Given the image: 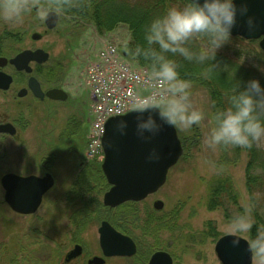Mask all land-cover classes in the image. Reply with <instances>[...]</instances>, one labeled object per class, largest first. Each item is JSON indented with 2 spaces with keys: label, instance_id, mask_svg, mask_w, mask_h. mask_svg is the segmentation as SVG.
<instances>
[{
  "label": "rangeland",
  "instance_id": "obj_1",
  "mask_svg": "<svg viewBox=\"0 0 264 264\" xmlns=\"http://www.w3.org/2000/svg\"><path fill=\"white\" fill-rule=\"evenodd\" d=\"M52 5L47 0H40L37 12L33 9L19 23L0 24L3 55L11 56L24 48L45 47L51 57L62 61L63 73L60 77L64 78L70 94L68 101L57 103L58 114L46 125L33 119L25 130L21 128L19 141L7 136L2 139L0 179L9 171L28 175L47 170L55 176L56 182L44 194L37 211L29 215L15 213L9 208L3 200L4 192L0 185V264H88L94 256H102L98 229L101 221H109L106 216L111 213L118 218L115 225L119 231L132 236L138 247L133 257L105 258V264H146L150 255L157 251L172 253L173 264H221L215 253V244L220 237L231 235L228 225L231 215L241 212L245 206H253L254 211L256 208L263 213L264 195L257 193V203L251 202L246 174L250 158L244 148L207 146L206 139L215 122L211 98L204 86L190 82L192 107L201 110L205 119L199 126L187 130L176 128L183 149L181 157L169 169L165 183L157 192L131 205L127 201L122 211L127 214L132 212L126 219L121 217L120 208L110 213L103 204V195L110 188L101 168L104 159L90 161L95 166L91 168V178L95 180L84 182L81 179H86L85 176H78L76 162L66 151L54 155L45 154L41 149L43 145L40 146L38 138L42 130H49L55 125L60 130L69 116L89 114L90 96L88 89L82 86V72L88 58L93 57L92 49L100 44L98 38H107L116 44L121 55H126V60L134 63L129 54L130 35L126 27L119 26L100 36L91 23H69L60 14L57 25L48 29L44 25V9ZM5 32L15 37L1 40ZM33 33L41 38L33 40ZM225 48L229 52L228 59L239 70L237 74H242L245 80L259 78L264 85V53L257 40L230 41L220 49L223 51ZM11 96V92L0 94V100L11 99ZM22 110L25 113L23 108L17 109L11 102H0V116L5 115L9 120L18 118ZM260 147L264 157V144ZM219 166L223 167V171H217ZM219 177L231 180L237 202L233 204L225 198V209L209 210L206 206L209 188L213 178ZM155 200L163 202L161 209L153 207ZM149 216L168 217L173 225L176 223V228L174 231L163 230L156 236L145 234L144 222ZM254 217L253 212L255 220ZM257 228L260 227L255 225L251 234L240 237L249 241L255 236ZM202 232L214 235L201 242ZM75 244L83 247L82 255L66 262V256ZM252 264L260 262L253 257Z\"/></svg>",
  "mask_w": 264,
  "mask_h": 264
},
{
  "label": "clouds",
  "instance_id": "obj_2",
  "mask_svg": "<svg viewBox=\"0 0 264 264\" xmlns=\"http://www.w3.org/2000/svg\"><path fill=\"white\" fill-rule=\"evenodd\" d=\"M81 6V0H53L44 15H60L65 9ZM40 7V0H0V24L15 25L26 14ZM249 11L247 0H186L183 6H170L154 17L144 29L145 44L137 48L150 63L151 71L146 83L152 91L136 96L131 103L135 113V134L144 141L157 136L165 126L187 130L199 126L205 119L201 110L190 102L191 84L180 74L181 58L191 64L207 66V77L220 66L216 62L217 51L233 36L238 24V14ZM248 30L255 31L259 21L253 15L246 19ZM205 39L206 46L196 48L194 42ZM227 106L214 115L215 127L206 139L209 148H248L264 144V85L259 78L237 80ZM122 117L115 125L121 135L127 133L129 122ZM147 159L159 160L160 153L153 148ZM218 172L223 167L217 168ZM253 206H245L228 220L233 245L240 243V236L251 234L255 225ZM248 250L260 264H264V229L257 228L248 241Z\"/></svg>",
  "mask_w": 264,
  "mask_h": 264
},
{
  "label": "water",
  "instance_id": "obj_3",
  "mask_svg": "<svg viewBox=\"0 0 264 264\" xmlns=\"http://www.w3.org/2000/svg\"><path fill=\"white\" fill-rule=\"evenodd\" d=\"M241 4L244 0H236ZM249 11L246 15L238 14V24L233 28V36H240L247 40H258V45L264 53V0H247ZM248 15H253L259 21L255 31H249L246 24ZM58 21V15L50 14L45 17V25L53 29ZM33 40L40 39L37 33L32 34ZM48 53L41 49L23 50L7 60L0 57V67L8 61L17 70L31 73V62L42 63L48 58ZM12 77L0 71V89L7 90ZM29 87L36 95L41 96L39 84L35 78L28 81ZM25 90L19 92L24 96ZM46 95L55 100H65L66 94L61 90L51 89ZM122 117H112L105 124L102 138L104 160L102 171L110 188L103 195V204L114 208L127 201H141L148 195L155 193L164 183L168 170L177 163L183 149L177 136L176 128L165 126L162 131L149 141L138 138L135 134V113L128 112L123 119L128 120L127 133L121 135L115 125ZM0 133L13 135L15 128L11 124L0 125ZM155 148L160 153L159 160L147 159L151 150ZM3 189V200L9 208L18 214H33L39 208L42 198L54 185L50 174L43 177L20 176L6 173L0 179ZM156 209L163 207V202H154ZM99 245L103 257L94 256L88 264H105L106 257H132L136 251V243L127 235L114 229L108 222L103 221L98 229ZM232 235L220 237L215 245V253L221 264H252L253 256L248 250V241L239 237L240 243L233 245ZM81 254V246L76 245L66 256V262L77 258ZM147 264H172V258L165 251L153 253Z\"/></svg>",
  "mask_w": 264,
  "mask_h": 264
},
{
  "label": "trees",
  "instance_id": "obj_4",
  "mask_svg": "<svg viewBox=\"0 0 264 264\" xmlns=\"http://www.w3.org/2000/svg\"><path fill=\"white\" fill-rule=\"evenodd\" d=\"M53 4V0H47ZM186 0H81V6L77 8L65 9L61 14L65 21L71 22H89L93 25L98 35H105L116 30L119 26H125L130 35L129 54L133 61L151 71L150 63L145 60L142 55H137L136 50L144 46V29L150 21L159 15H162L170 6H183ZM15 37L10 32H5L1 40H10ZM243 41L239 37H230L229 41ZM2 41L1 43H3ZM252 42V41H250ZM206 40L201 38L194 42L196 48L206 46ZM0 45V54H4ZM229 52L225 48L223 51L219 49L216 53V62L219 68L209 74L207 77L204 72L207 66L191 64L187 61L177 58L181 67L179 69L181 77L189 82H196L204 86L211 98L213 120L217 110L227 106V95L231 93L237 80L243 79L242 74L236 69L232 62L228 59ZM235 56V55H234ZM232 69H235L234 71ZM63 73L62 66H53L45 72L47 77L61 76ZM246 81V80H245ZM215 122V120H214ZM236 150L240 148H235ZM249 155L250 162L247 169V190L253 204L257 203V193L264 195V157H262V148L255 145L251 148H244ZM258 169V173L253 172ZM253 170V171H251ZM235 190L231 180L225 178H213L209 188L206 206L209 210L225 207L226 200L237 202ZM226 198V200H225ZM224 208V209H225ZM240 211L242 209H239ZM255 225L260 229H264V212H258L255 208ZM168 217L149 216L144 222V233L150 236H156L163 230L174 231L176 223L170 222ZM254 225V226H255ZM213 236L214 234H211ZM205 232L200 234L201 242L207 237Z\"/></svg>",
  "mask_w": 264,
  "mask_h": 264
},
{
  "label": "flooded vegetation",
  "instance_id": "obj_5",
  "mask_svg": "<svg viewBox=\"0 0 264 264\" xmlns=\"http://www.w3.org/2000/svg\"><path fill=\"white\" fill-rule=\"evenodd\" d=\"M34 12H37V9H34ZM60 19V16H58V21ZM45 21V19H44ZM45 25V24H44ZM32 36V35H31ZM32 38V37H31ZM41 38V37H40ZM41 49L45 51L46 53L47 50L45 47H37V48H24L19 50L18 52L14 53V55L11 56H6V55H1L0 57H4L7 60L10 58L14 57L17 55L19 52L23 50H37ZM78 49V47H77ZM75 50V49H74ZM49 55V53H48ZM62 61L59 59H56L54 57H51L50 55L48 56L47 60L42 63H37V62H31L30 67H31V73H26L25 71H19L17 70L12 64L9 63V61L3 66L0 67V71H3L4 73L10 75L12 77V82L7 90H2L0 89V94H7L8 92L12 93L11 99H6V100H0V102H11L13 105L17 106V109L23 108L25 113H19L18 118L9 120L5 115L0 116V125H5V124H11L15 128V133L13 135H10L8 133H0V145L2 142L3 137L7 136L10 138H14L19 141V133L21 128L23 130L26 129V126H30V122L33 119L38 120L41 124L46 125L47 121H49L53 116H56L58 114V110L55 106H57V103H63L69 100L70 94L67 91V84L64 81V78L57 76L54 77H47L45 75V72H47L48 69H50L53 66H61ZM33 77L36 79V81L39 84V88L41 90V96L36 95L35 92L29 87L28 81L29 79ZM55 89V90H61L66 94V99L65 100H55L46 95V92L48 90ZM21 90H25L24 96L19 97V92ZM75 102H72L74 104ZM49 118V119H48ZM48 119V120H47ZM90 116L89 114L85 115H79L78 117L75 115H71L68 118L65 119L64 123L62 124V127L60 130H57V125L50 127L49 130H42L40 132L38 141L40 143V146L43 145V152L46 154H54L56 155L60 151H66L68 155H70V158L76 162V166L79 170L78 176L82 175L81 177H84L86 179H81L84 182L91 181L94 178H91V168H95V166H92L91 162L94 159H98L95 157H89L87 153V144H88V136H89V131H90ZM45 127V126H44ZM57 130V132H56ZM50 170V169H49ZM94 172V171H93ZM8 173H14L20 176H38V177H43L46 174H50L53 179H54V185L56 182L55 176L49 172V171H44L41 174H21V173H16L13 171H9ZM87 174V175H86ZM95 174V172H94ZM105 176V175H104ZM106 179V178H105ZM95 180V179H94ZM93 180V181H94ZM53 185V186H54ZM157 192V191H156ZM154 194V193H153ZM153 194L149 195L152 196ZM156 201V200H155ZM131 203L125 202L121 205H118L114 208L106 207L109 212L111 213L112 210H118L122 215L121 217L126 219L128 216H130L131 212L128 214L122 210L123 206H126L128 204H134V201H129ZM140 202V201H138ZM136 203V202H135ZM153 207H154V202H153ZM122 208V209H121ZM134 212V211H133ZM112 214V213H111ZM111 214L107 215L106 217L108 218V222L111 225H115L117 222L115 219H118ZM136 218V217H135ZM102 222V221H101ZM142 226V223H141ZM140 226V227H141ZM116 227V228H115ZM114 228L119 231L117 226L115 225ZM121 229V228H120ZM120 233L124 235L125 234L121 231ZM130 236V235H128ZM132 239L133 237L130 236ZM134 240V239H133ZM136 243V241L134 240ZM76 245L80 244H75L73 248ZM81 246V245H80ZM136 247L137 243H136ZM83 252V247L81 246V254ZM137 253V251H136ZM136 253L134 255H136ZM169 255L172 258V264L174 263V256L172 253H169ZM78 256V257H79ZM151 256V255H150ZM150 258V257H149ZM149 260V259H148ZM148 262V261H147ZM146 262V264H147ZM88 263V262H87Z\"/></svg>",
  "mask_w": 264,
  "mask_h": 264
},
{
  "label": "built area",
  "instance_id": "obj_6",
  "mask_svg": "<svg viewBox=\"0 0 264 264\" xmlns=\"http://www.w3.org/2000/svg\"><path fill=\"white\" fill-rule=\"evenodd\" d=\"M101 40L83 72V83L90 94L89 157L102 153L101 140L106 121L120 112L127 113L136 96L152 91L146 83L150 71L127 63L116 44Z\"/></svg>",
  "mask_w": 264,
  "mask_h": 264
},
{
  "label": "bare ground",
  "instance_id": "obj_7",
  "mask_svg": "<svg viewBox=\"0 0 264 264\" xmlns=\"http://www.w3.org/2000/svg\"><path fill=\"white\" fill-rule=\"evenodd\" d=\"M98 241H99V235H98Z\"/></svg>",
  "mask_w": 264,
  "mask_h": 264
}]
</instances>
